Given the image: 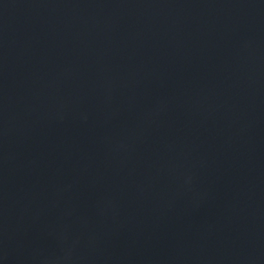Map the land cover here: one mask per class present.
<instances>
[{
  "label": "water",
  "instance_id": "water-1",
  "mask_svg": "<svg viewBox=\"0 0 264 264\" xmlns=\"http://www.w3.org/2000/svg\"><path fill=\"white\" fill-rule=\"evenodd\" d=\"M0 264H264V0H0Z\"/></svg>",
  "mask_w": 264,
  "mask_h": 264
}]
</instances>
